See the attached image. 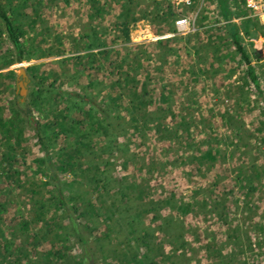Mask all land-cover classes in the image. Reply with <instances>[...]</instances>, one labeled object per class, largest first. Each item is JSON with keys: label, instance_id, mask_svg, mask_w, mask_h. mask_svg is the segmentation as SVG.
<instances>
[{"label": "rangeland", "instance_id": "1", "mask_svg": "<svg viewBox=\"0 0 264 264\" xmlns=\"http://www.w3.org/2000/svg\"><path fill=\"white\" fill-rule=\"evenodd\" d=\"M3 2L7 6H13L23 0H3ZM132 2L135 19H128L125 25L127 31L124 33L122 28L115 24L120 12V6L115 0H100L99 3L105 8L99 21L91 19L90 13L93 9L87 0H68L67 2L65 0H25L24 8L21 6L18 8L21 14L17 15L21 21L23 18L26 19L23 20L27 28L23 46L32 56L6 65L3 63L11 60L15 55L13 46L4 31V25L0 21V110L2 116L14 117L13 111L10 112L9 108L14 102L13 96L19 95L16 74L19 68L25 70L31 65H38L46 72L53 68L60 73L63 72L58 73L60 76L57 77L58 79L50 75L42 82L41 90L44 93H46L44 90L50 87L49 84H52L49 88L52 105L49 108L46 107V113L44 112L48 119L57 116L58 113H64L60 103L56 107L54 104L57 100L54 98L57 91L73 90L86 95L90 100L94 97L100 110L105 108L102 98L108 93L121 96V100L126 102L127 97L123 95H126L129 87L122 84L120 80L122 75L119 77L121 83L116 81L118 72L115 67L110 66V60L96 61L95 64L99 63L100 67L87 69L89 77L79 78L72 87L60 81L65 79L64 76L68 77L74 67L72 64L59 66L60 60L80 56L86 52L96 53L103 49L95 44H90L87 48L85 46L88 44L82 45L79 39L84 32L87 33L97 26V23L100 24L101 30L105 29L103 35L107 45L105 49L115 50L111 51L110 59L118 60L125 57L126 62L132 63L139 54L142 68L137 78L143 80L148 77L150 86L156 88V96H151L153 103L146 112L147 115L151 114V121L157 115L159 116L157 120L163 125L173 127L182 118L188 120L190 116L196 124L189 129L191 138L185 136L181 140L158 139L151 122L145 132H139L141 134L129 132L124 137L127 132L123 128L124 125L122 126L121 119L108 117L107 119L101 112L98 113L99 120L106 124V127L110 122L107 136L116 139L113 147L116 152H119L118 149L122 147L121 143L130 138L129 152H126L125 156L131 157L132 161L124 167L122 159L119 158L121 153L112 155L110 147H102V143L105 144V142L97 138L94 131H91L89 135V140L94 139V141L91 142L92 147L87 151L84 161L93 164L94 167H97L99 162L109 161L110 165L116 169L115 174L137 176L139 184L148 189V195L142 199H138L136 191L131 192V197L135 196L138 200L135 201L134 207L129 204L132 208V216L129 219L133 220L131 234L135 235L136 240L129 241L127 245L117 244L129 227L119 225V220L112 218L108 222L112 226L109 231L111 242L108 244L117 245L118 249L137 252L136 246L140 247L144 242L147 248L144 253L148 259L151 257L153 259L154 251L157 252L156 249H158V252L175 258L174 264H264V228L261 230L259 227L261 224L264 225V198L259 200L264 189L259 186L260 181H257L258 191L249 192L246 196L237 180L240 172L250 168V165L258 170L264 169V37L258 30L256 36L245 35L241 27V17H232L231 21L237 24L241 43L248 53L250 65L257 77L259 84L257 88L253 82L250 81L249 84L248 76H245V65L242 66L243 64L239 63L238 56L234 60L227 57L223 62L212 57V50L206 44L209 30L205 24L208 23V17L217 10L213 1L188 0L184 3L178 0H164V3L169 2L175 14L172 19L173 31H170L168 23L158 18L154 19L156 16L153 15L156 11L152 12L154 9L152 0H132ZM233 5L234 0H230L229 6ZM242 7L244 8L243 5ZM248 16L250 13L246 17ZM200 18L202 19L199 20ZM216 18L219 21L217 23L219 29L221 30L222 27V31L215 30L214 33L219 35L223 33L224 23L218 10ZM179 20H184L183 26L177 23ZM258 22L264 28V21L261 22L258 18ZM211 23L215 22L212 20ZM159 39L168 41L160 45L157 43ZM168 48L174 50V53H168ZM251 49L257 52V58L253 56ZM226 52V49H222L223 54ZM117 68L121 71L127 70L125 65L117 66ZM8 71L14 72V79L4 77ZM131 72H133L132 69ZM25 73L28 81L23 85L24 95L21 99H29L30 91L34 88L30 74L26 71ZM92 78H95L100 86H85L87 80ZM112 83L114 87L111 86ZM163 91L168 96L166 101L160 100ZM159 106H169L172 114L165 113V107H161L163 113L153 114L152 111ZM53 107H55L54 110H52ZM225 110L233 118L231 126L222 124L220 114ZM42 114L33 111L35 118L41 119ZM200 119L212 124L213 130L209 131L206 126L197 123ZM104 124L102 128H105ZM28 129L26 130L32 136L31 151L34 156H37L40 153L38 146L33 145L35 138L33 129ZM206 137L208 141L205 142ZM214 138L220 141L215 142ZM188 142L189 145L186 144ZM208 143L219 151V156L216 155L214 161L199 165L195 160L190 159L191 156H198L201 151H204ZM6 150H8L6 142L0 140V153ZM32 154L26 156L27 158L24 157L26 168L23 167V170L27 177L34 178L35 184L31 185L33 187L30 186L31 179H25V182H22L19 178L18 180L11 177L7 180L8 184L3 187L7 193L6 199L13 200L14 204L8 207L6 214L8 219H4L5 222L0 224V229L5 232L7 240L13 238L22 241L23 244H26V233L34 234L38 238V245L34 248L35 253L29 252L31 249L23 248V250L28 257L27 263L30 261L39 263L37 260L41 258L43 251H47L49 247L47 241L54 232V230L51 232L49 227L39 220L40 216L38 217L35 213L36 203L44 192L39 180L47 181L51 170H47L46 176L38 173L34 176L30 171L35 169L29 159ZM1 173L0 177L5 176L4 172ZM262 176V174L259 175L255 180H260ZM61 179L69 181L70 174H64ZM241 185L244 187V183ZM29 188H33L34 192ZM166 197L173 198L177 204L180 201L188 204L193 202L194 206L192 209L190 207V211L186 214L177 212L173 206L167 205L146 212L147 214L144 213V209ZM247 199L257 204V209H250ZM138 212L140 217L135 214ZM154 213L160 217L156 221L152 220L151 215ZM10 220L14 221L10 222ZM22 221L29 224L28 229L23 230ZM101 224L97 223L96 226ZM78 229L88 249L97 256L95 264H105L106 261L102 260L97 253V236L100 232L90 234L87 228L78 227ZM72 243L76 245L77 236L74 235ZM139 256L145 259L143 255L139 254ZM20 261L23 262V259ZM51 261L54 263V258Z\"/></svg>", "mask_w": 264, "mask_h": 264}, {"label": "trees", "instance_id": "2", "mask_svg": "<svg viewBox=\"0 0 264 264\" xmlns=\"http://www.w3.org/2000/svg\"><path fill=\"white\" fill-rule=\"evenodd\" d=\"M67 1L68 0H65V2ZM87 1L93 9V12L90 13L91 19L99 21L103 16L104 5L99 3L100 0ZM163 1L164 0H152L154 4L152 12L156 11L153 16H156L154 19L158 18V20L168 23L170 31H173L174 26L172 19L175 14L169 2L164 3ZM193 1L195 2V0H192V2ZM208 1H213L215 3L218 14L224 23L223 33L221 32L219 35L214 33L215 30H220L217 24L219 21L216 18L217 10L208 17V23H204L209 30V32H207L208 37L206 44L212 50V57L215 60H219V62H223L227 57L228 59L234 60L236 56H238L239 63H242V66L245 65V76H248L249 84L251 81L254 86L258 88V80L254 74L252 65H250L248 53L241 43L237 24L231 21L232 17H241V27L245 35L256 36L258 35V30L261 36L264 37V28L259 24L258 17L251 15L246 17L251 12L246 9L244 0H234V5L232 7L229 6L230 0ZM115 2L120 6L118 20L115 21V24H118L122 28V32L125 33L127 31L125 25L128 23V19H135V15L133 14V2L132 0H115ZM20 6L24 8L25 0L13 6H7L3 0H0V21L4 25V31L9 42L13 46L15 55L11 60L5 61L3 65L20 62L24 60V58L28 59L30 55L32 56V54L27 51V48L23 46V39L27 28L24 26L25 24H23L25 22L23 20L26 19L23 18L21 21L20 18H18V15L21 14V12H18ZM201 19L202 18L199 20ZM212 20L215 22L214 24L211 23ZM96 25L97 26L91 28L87 33L84 32L79 39H81L82 45L85 46V44H88V46H85L87 48L90 47V44H95L103 49L98 50L96 53L86 52L80 56L76 55L60 60L59 66L62 64L67 66L72 64V66H74V72L72 69L71 75L69 74L68 77L64 76L65 79L60 81L72 87L73 83L79 78L82 77L84 79L89 77L87 69L91 67H100L99 63L97 65L95 64L96 61L110 60V66L115 67L118 72L116 81H119V83L123 82L122 84H124V86L127 85L129 87L126 95H123L127 97V100L123 102L120 98L121 96L108 93L106 97L102 98L105 108L100 110L99 104L94 97L90 100L86 95H82L73 90H69V92L68 90L57 91L54 95V98H57L54 104L56 107L60 103L64 113H58L57 116L55 115L53 118L48 119L45 114V108H49L52 105L51 97H49V88L52 87V84H49L50 87L45 89L44 91L46 93H44L41 90L42 82L48 79L50 75L55 78L60 77L58 73L62 74L63 72L60 73L56 68L46 72V70H41V67L38 65L26 67L25 71L30 74V80L34 85V88L30 91L29 99H21V96L17 94L13 96L14 102L11 108H9V111H13L14 113V117L12 118L2 116L0 110V140L6 142V148L8 149L0 153V174L4 172L5 175L0 177V224H2L3 221L5 222L4 219H8L6 215L8 213L7 209L14 204V202H12L13 200L9 201L6 199L7 193L3 187L8 184L7 180L11 179V177H13V179L19 178L22 182H25V179H31L30 186L32 184L34 186L35 184L34 178L32 176L27 177L23 170V167L24 169L26 168L24 157L32 154L30 146L32 145L30 144L32 136H30L31 134L28 132V128H31L35 136L33 145L38 146L40 154H37V156L32 154L30 156V162L35 167L34 170L32 169L30 171H32L34 176H36L37 173L41 176H46L48 174L47 170H51L50 177H48L47 181L39 180L41 181L40 185L44 188V192L36 203L37 208L35 213L38 214V217L40 216L39 220H42L49 227L51 232L54 230L52 237L47 241L49 243L47 251H43L41 258L37 260L40 264H95L97 256L86 246L85 239H83L80 234L78 227L87 228L90 234L96 231L100 232L99 236H97V253L102 260L106 261L105 264H164L165 261H167L165 264H174L175 258L158 252V249H156L157 252L154 251L155 256L153 259L152 257L148 259L144 253V250L147 249L146 243L144 242L140 247L136 246L137 252L132 250L126 251L123 250V248L118 249L117 245L108 244L111 242L109 239V231L112 227L108 222H110L112 218H115V220L117 218L119 220V225L129 227V229L125 230V235L122 236L123 238L120 237L117 244L127 245L129 241L136 240L135 235L131 234L133 233V220L130 221L129 219L132 216V208L129 204L133 205V207L136 206L135 201L137 199H135V196L131 197V192L132 190L136 191L138 193V199H142L145 198V195H148V189L139 184L137 176L129 177L126 174H115L116 169L110 165L109 161L99 162L97 167H94L93 164L85 162L83 158L92 147L91 142L94 141V139L89 140V135L91 131H94L97 134V138L103 139L105 142V144L102 143V147H110L112 155L121 153L119 158L122 159L124 167L127 163L132 161L131 157L126 158L125 156V153L129 152L130 138H127L126 142H122V147L118 149L119 152H116L113 148L116 144V139H111L107 136V129L109 128L110 122L106 127V124L98 118V113L100 112L102 115H105L106 118L121 119L122 126L124 125L123 128L127 132L124 137H126L129 132H131V134L145 132L148 130V125L151 122V125L155 127L154 133L158 139L181 140V138L185 136L191 138L189 129L196 124L193 123L194 121L190 116L188 120L182 118V120L173 127L163 125L157 120L159 117L157 115L155 119L151 121V114L147 115L146 112H148L147 109L153 103L151 96H156V88L150 86L148 77L143 78V80L137 78L142 68L139 54L132 63L131 61L126 62L125 57L118 60L117 58L115 60L110 59L109 56L111 51L115 50L105 49L107 46L103 40L105 29L101 30L100 24L98 25V23ZM220 31H222V27ZM166 41L168 40L159 39L157 43L164 45ZM231 48H233V50H231ZM222 49H226L227 52L223 54ZM167 50L170 54L172 52L174 53V50L170 48ZM251 52L253 56L257 58V52L254 49H251ZM124 65L127 66L126 71H121L117 68V66L122 67ZM131 69L133 72H131ZM14 76L15 74L12 71H8L4 75L6 79H14ZM120 76L122 77V79H120L121 82L119 80ZM86 83L85 86L88 85L87 87L100 86L95 78L87 80ZM111 86L114 87L115 85L112 83ZM5 87H7V85ZM167 99L168 96H166V93L163 91L160 100L166 101ZM55 107H53L52 110H54ZM161 107H165V113L169 112L172 114L169 106ZM161 107L155 108V110L152 111L153 114L163 113V108ZM33 111L38 114L43 113L41 119L35 118L33 116ZM122 114H124V116ZM220 118L222 124L225 126H231V124H233V118L227 110L220 114ZM197 123L206 126V129L209 131L213 130V126L209 124V122L200 119ZM102 124H104L105 128H102ZM95 133H93V135ZM106 136L107 139L105 138ZM207 137L205 138V142L208 141ZM213 141L219 142L220 140L214 138ZM186 144L189 145L190 143L188 142ZM28 146H30V148H28ZM218 153V149L208 143V147L204 151H201L198 156H191L190 159L195 160V162L201 165L208 161H214ZM93 154L95 155V153ZM3 161L6 163H2ZM182 162H184V160H182ZM35 170H37V172H34ZM66 173L70 174L69 181L61 179V176H64ZM263 173L264 169L258 170L252 165H250V168H246L240 172L237 180L240 182V188L244 191L246 196H248L247 193L249 192L254 193L258 191L256 188L258 185L257 181H260L259 186L264 189V180H261L264 178ZM261 174L263 175L262 178L260 180H255V178L259 177ZM243 183L244 187L241 185ZM29 190L34 192L33 188H29ZM263 196L264 190L261 192L259 200L264 198ZM246 202L250 204V209H257V204L251 203L250 199H247ZM164 205L173 206L175 211L182 214H186L190 211V207L192 209V206H194L193 202L188 204L180 201V203L177 204L176 201L174 202L173 198L166 197L157 200L156 204L154 203L144 209V213L147 214L146 212L163 208ZM135 214H137V217H140L139 212ZM151 216L152 220L155 221L160 218L158 214L156 215L155 213ZM12 221L14 220H10V222ZM21 223L23 230L29 228V224L26 221H22ZM97 223L102 224L101 226H96ZM259 227L260 229L264 228V225L261 224ZM4 233L5 232L0 229V264H39L36 261L27 263L28 257L23 250V248L27 250L31 249L29 252L35 253L34 248L38 245V238H36L34 234H30L29 232L26 233V244H23L22 241H17L13 238L7 240ZM74 235L77 236L76 245L72 243ZM33 241L34 243H32ZM30 242L32 244H29ZM139 254L143 255L145 259L140 258ZM53 258L54 263H51L53 262L51 261ZM21 259H23V262L20 261ZM41 259L42 261L40 262Z\"/></svg>", "mask_w": 264, "mask_h": 264}, {"label": "built area", "instance_id": "3", "mask_svg": "<svg viewBox=\"0 0 264 264\" xmlns=\"http://www.w3.org/2000/svg\"><path fill=\"white\" fill-rule=\"evenodd\" d=\"M187 3L188 0H178ZM245 7L250 10L251 16H257L258 18L264 19V0H244ZM178 24H183L184 20H179ZM183 26V25H182Z\"/></svg>", "mask_w": 264, "mask_h": 264}, {"label": "water", "instance_id": "4", "mask_svg": "<svg viewBox=\"0 0 264 264\" xmlns=\"http://www.w3.org/2000/svg\"><path fill=\"white\" fill-rule=\"evenodd\" d=\"M16 79H17V87H18V94L19 96L24 95V87L23 85L28 81L25 70L23 68H19L18 72L16 74Z\"/></svg>", "mask_w": 264, "mask_h": 264}, {"label": "bare ground", "instance_id": "5", "mask_svg": "<svg viewBox=\"0 0 264 264\" xmlns=\"http://www.w3.org/2000/svg\"><path fill=\"white\" fill-rule=\"evenodd\" d=\"M259 19L261 20V22H263V21H264V19H263V18H261V17H260Z\"/></svg>", "mask_w": 264, "mask_h": 264}]
</instances>
